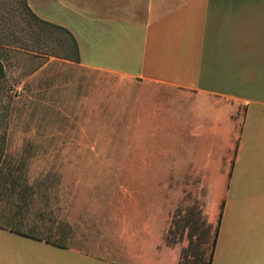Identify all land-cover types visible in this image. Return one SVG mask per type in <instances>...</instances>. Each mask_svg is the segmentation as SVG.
Returning <instances> with one entry per match:
<instances>
[{
  "label": "rangeland",
  "instance_id": "374dc122",
  "mask_svg": "<svg viewBox=\"0 0 264 264\" xmlns=\"http://www.w3.org/2000/svg\"><path fill=\"white\" fill-rule=\"evenodd\" d=\"M250 44L240 51L242 69H252ZM66 55L62 37L43 32L19 0H0V245L17 247L28 264H49L51 247L14 232L83 249L150 233L189 247L184 264L205 263L214 190L209 172L194 166L193 95L97 72L82 77ZM52 56L60 65L38 71ZM255 70L247 90L260 94L264 68ZM233 115L239 124L240 105Z\"/></svg>",
  "mask_w": 264,
  "mask_h": 264
},
{
  "label": "crops",
  "instance_id": "0c3cea01",
  "mask_svg": "<svg viewBox=\"0 0 264 264\" xmlns=\"http://www.w3.org/2000/svg\"><path fill=\"white\" fill-rule=\"evenodd\" d=\"M19 1L23 12L26 5L39 20L71 33L80 60L65 62L82 77L97 72L193 95L194 166L209 172L214 190L204 212L217 228L211 264H264V92L247 90L255 68H264V0ZM246 41L252 69H242L239 59ZM57 61L49 57L38 71ZM214 108L229 111L222 117ZM212 111L216 116L207 119ZM144 238L98 240L86 249L31 239L52 248L49 264L180 263L181 246L150 233ZM17 249L0 245V264H28Z\"/></svg>",
  "mask_w": 264,
  "mask_h": 264
},
{
  "label": "trees",
  "instance_id": "16d2710c",
  "mask_svg": "<svg viewBox=\"0 0 264 264\" xmlns=\"http://www.w3.org/2000/svg\"><path fill=\"white\" fill-rule=\"evenodd\" d=\"M25 12L27 14V16L29 17V19H31L33 22H35L36 24H38L42 31H48L50 32L51 34H56L60 37H62V39L64 40V42L66 43V57L64 58L65 60H68V61H72L74 63H79V51H78V46H77V43L74 39V37L71 35V33L65 29V28H62L60 26H55V25H52V24H49V23H46V22H43L41 20H39L38 18H36L29 10L28 8L26 7L25 5ZM53 36V35H51ZM1 72V70H0ZM11 230V229H10ZM13 231V230H11ZM15 233H18V234H21V235H26L28 237H31L33 239H38L36 237H33V236H30V235H27V234H22V233H19L17 231H15ZM216 233H217V228L215 229V232H214V236H213V239H212V243H211V249H210V252H209V255H208V258H207V261L204 263L202 259L199 260V264H211V260H212V255H213V250H214V245H215V237H216ZM192 234L189 232V235H188V245L191 244V239H192ZM46 243H51L47 240H45ZM54 245H57V246H60V244H55V243H52ZM188 249L189 247H187V250L184 251V249L181 250V261L179 264H184V262L190 258V256L188 255ZM185 252V254H184ZM188 255V256H187Z\"/></svg>",
  "mask_w": 264,
  "mask_h": 264
}]
</instances>
